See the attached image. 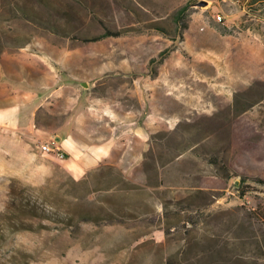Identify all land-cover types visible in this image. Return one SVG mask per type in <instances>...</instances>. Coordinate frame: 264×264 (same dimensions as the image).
Listing matches in <instances>:
<instances>
[{
    "label": "rangeland",
    "instance_id": "rangeland-1",
    "mask_svg": "<svg viewBox=\"0 0 264 264\" xmlns=\"http://www.w3.org/2000/svg\"><path fill=\"white\" fill-rule=\"evenodd\" d=\"M240 1L218 20L205 0H0V65L65 51L123 82L149 135L140 162L83 174L0 162V264H264V22Z\"/></svg>",
    "mask_w": 264,
    "mask_h": 264
},
{
    "label": "crops",
    "instance_id": "crops-1",
    "mask_svg": "<svg viewBox=\"0 0 264 264\" xmlns=\"http://www.w3.org/2000/svg\"><path fill=\"white\" fill-rule=\"evenodd\" d=\"M205 1L211 8L216 4L221 7L218 11L225 10L224 17L247 14L240 0ZM259 17L264 22V14ZM70 58L65 51L56 55L38 48L4 54L0 65V162L12 174L20 175L22 168L48 170L49 155H53L45 153L41 145L53 139L76 174L102 164L140 162L147 150L148 131L132 118L136 110L123 107L110 92L123 82L98 72L92 75L89 68L77 66Z\"/></svg>",
    "mask_w": 264,
    "mask_h": 264
},
{
    "label": "trees",
    "instance_id": "trees-1",
    "mask_svg": "<svg viewBox=\"0 0 264 264\" xmlns=\"http://www.w3.org/2000/svg\"><path fill=\"white\" fill-rule=\"evenodd\" d=\"M257 2H259L260 4H261V8H262V13L264 14V0H249V3L250 4H255V3H257ZM110 34H113L111 31H106L105 33H103V34H101V35H98V36H95V37H92L91 39H89V40H96V39H99V38H101V37H106V36H108V35H110ZM108 165H111V164H108ZM113 166V165H112ZM119 172H120V170H119ZM121 174H122V171H121ZM26 207H29V203H27V204H23V205H20L19 206V208L20 209H22V208H26ZM32 214H34L33 216H39V217H42V218H52L51 217V215H48L47 213H36L35 211L34 212H32ZM110 216V218L113 216L112 214L111 215H109ZM52 219H54V220H58V221H63V220H65L64 218H62V217H60V215H59V217H55V218H52ZM258 219L259 220H262L263 222H264V211H261L260 210V212H258ZM22 228H27V227H22Z\"/></svg>",
    "mask_w": 264,
    "mask_h": 264
},
{
    "label": "built area",
    "instance_id": "built-area-1",
    "mask_svg": "<svg viewBox=\"0 0 264 264\" xmlns=\"http://www.w3.org/2000/svg\"><path fill=\"white\" fill-rule=\"evenodd\" d=\"M218 16H220V19H224L225 17L218 13ZM41 148L43 149V151H45L46 153H50L55 155L58 158L64 159L65 158V153L64 151L61 149V147L58 145L56 140H50L47 141L46 143H43L41 145Z\"/></svg>",
    "mask_w": 264,
    "mask_h": 264
},
{
    "label": "bare ground",
    "instance_id": "bare-ground-1",
    "mask_svg": "<svg viewBox=\"0 0 264 264\" xmlns=\"http://www.w3.org/2000/svg\"><path fill=\"white\" fill-rule=\"evenodd\" d=\"M217 18H218V20H222V19H220V16H218V15H217Z\"/></svg>",
    "mask_w": 264,
    "mask_h": 264
}]
</instances>
